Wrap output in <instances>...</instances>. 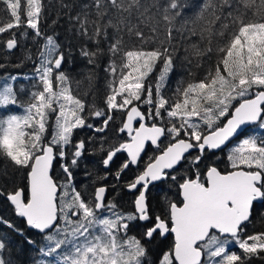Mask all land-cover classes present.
I'll return each mask as SVG.
<instances>
[{"label":"snow or ice","instance_id":"6c2138e0","mask_svg":"<svg viewBox=\"0 0 264 264\" xmlns=\"http://www.w3.org/2000/svg\"><path fill=\"white\" fill-rule=\"evenodd\" d=\"M0 205V264H264V0H0Z\"/></svg>","mask_w":264,"mask_h":264},{"label":"trees","instance_id":"16d2710c","mask_svg":"<svg viewBox=\"0 0 264 264\" xmlns=\"http://www.w3.org/2000/svg\"><path fill=\"white\" fill-rule=\"evenodd\" d=\"M17 55H19V52H17ZM22 71H30V67L29 68L22 69ZM119 123H120V121H119V119H117L116 120V123L113 125V128H115L116 126H118ZM80 135L81 136L85 135V132H81ZM107 136H108L109 141H111L112 139H114V135H113V132L111 130L108 131ZM97 159H98V157H97ZM0 210H2L4 212V214H6V215L7 214H10L9 213V210L6 207H4L3 205H0ZM18 223H21L22 224V221H18ZM10 238L13 239V240L16 239L15 236H10Z\"/></svg>","mask_w":264,"mask_h":264},{"label":"flooded vegetation","instance_id":"af4514ba","mask_svg":"<svg viewBox=\"0 0 264 264\" xmlns=\"http://www.w3.org/2000/svg\"><path fill=\"white\" fill-rule=\"evenodd\" d=\"M150 152H151V148H149V153H150ZM123 158H124V155L122 154V155H121V159H120V160H117V161L115 162V164H114L113 167H114V168L117 167Z\"/></svg>","mask_w":264,"mask_h":264}]
</instances>
